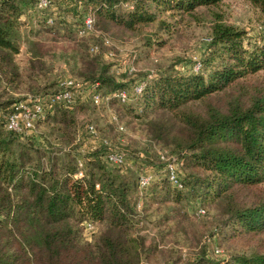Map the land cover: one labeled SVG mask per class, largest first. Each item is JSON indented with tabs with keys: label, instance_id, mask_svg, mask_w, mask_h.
Returning a JSON list of instances; mask_svg holds the SVG:
<instances>
[{
	"label": "trees",
	"instance_id": "obj_1",
	"mask_svg": "<svg viewBox=\"0 0 264 264\" xmlns=\"http://www.w3.org/2000/svg\"><path fill=\"white\" fill-rule=\"evenodd\" d=\"M37 1L0 0V79L12 89H18L25 78L15 59L22 27L32 33L59 34L60 28L63 35L67 32L62 26L67 12L61 10V0H48L43 8ZM220 1L71 0L69 4L81 7L82 18L91 13L97 27L134 30L163 12L193 13ZM249 1L264 11V0ZM49 16L52 22L47 21ZM263 34L251 38L244 28L214 22L210 52L199 59V69L183 72L168 67L156 76H145L136 103L127 104L137 116L163 111L176 118V122L166 118L148 123L153 138L173 145L187 170L181 188L169 181L164 169V175L147 187L149 197L163 210L164 221L176 219V204L189 194L200 198L205 209L214 203L223 212L210 233L215 240L220 234L231 238L264 233V191L252 192L264 183V89L246 102L235 96L224 108L207 103L203 114L186 108L264 69ZM80 60L81 74L97 83L102 94L126 87L97 57L82 54ZM46 89L44 85L35 91L54 90ZM1 97L2 105L18 99L10 94ZM68 108L55 105L36 126L45 123L56 142L73 140L76 120ZM176 124L181 126L175 128ZM31 132L8 130L0 120V264H143L142 256H149L156 246H147L144 237L134 232L141 197L138 175L131 168L123 170L126 166L106 162L96 148L85 159L83 176L75 177L77 157L54 149L47 134L39 139ZM86 221L102 225L94 238L83 235ZM233 260L264 264V250L236 254ZM185 264L212 263L194 256Z\"/></svg>",
	"mask_w": 264,
	"mask_h": 264
},
{
	"label": "rangeland",
	"instance_id": "obj_2",
	"mask_svg": "<svg viewBox=\"0 0 264 264\" xmlns=\"http://www.w3.org/2000/svg\"><path fill=\"white\" fill-rule=\"evenodd\" d=\"M70 2L71 0H61V10L67 12V21L62 25L66 27V34L63 35L62 28L58 34L48 30L32 33L22 27L20 48L15 54V59L19 69L25 74L24 82L18 89H12L13 87L0 79V100L2 95L10 94L21 98L27 94H41L35 90L44 85H47L46 90L54 89L57 81L67 75L89 81L81 74L82 54L97 57L101 64L108 65V73L129 88L147 74L156 76V73L168 67L188 71L194 60L202 59L210 52V44L204 38L211 35L212 25L216 21L244 28L251 38H259L264 32V11L258 6L249 0H222L215 5L200 6L193 13L163 12L157 20L138 26L134 30H105L94 25L92 30L79 35L75 29L81 22V7L71 5ZM53 8L56 9V6ZM34 27L38 28V23H34ZM105 39L108 42H105ZM90 45H95L97 50L90 53ZM27 74L33 78L30 79ZM30 84L35 86L34 90L26 88ZM262 89L264 69L246 75L222 91L210 95L205 101H193L186 108L203 114L208 107L207 103L224 108L227 101L233 97L239 96L240 101L246 102L251 95ZM138 97L139 95L128 102L113 99L95 105L87 93L78 92L76 102L68 108L76 120L73 140L56 142L57 139L49 134L45 123L37 125L31 134L34 133L39 139L47 134L54 149L85 159L96 148H99L103 156L107 146L101 143V139L107 138L115 150L125 154L126 167L123 170L131 168L136 177L139 173L149 170L159 179L164 175L163 165L171 160V155L178 154L173 145L153 138L148 123L151 119L166 118L176 122V118L172 113L163 111L137 116L133 111H129L127 104L133 105ZM9 103L0 104L2 122ZM112 113L117 114L124 129L117 127L111 117ZM88 122L95 127V133L87 131L85 125ZM176 125L175 128L181 126ZM105 164L112 167L111 164ZM180 170L183 178L187 172L184 161ZM255 188L258 191L253 189L252 192L262 193L259 191H264V183ZM148 193L149 188L142 196L145 207L144 203L141 208L136 207L134 232L144 237L147 246L156 247L149 256H142L143 264H185L194 256L204 257L212 264H235L233 255L264 250V233L231 238L220 237V234L215 242L221 245L223 253L214 254L211 251L212 240L208 243L205 237L211 236L213 227L224 217L216 204H207L206 214L196 218L193 210L202 200L186 193L181 202L176 204L179 210L176 219L164 221L163 210L157 207L158 204ZM101 228L102 225L97 224L93 232H88L89 238H94ZM83 235L87 237L85 232Z\"/></svg>",
	"mask_w": 264,
	"mask_h": 264
},
{
	"label": "built area",
	"instance_id": "obj_3",
	"mask_svg": "<svg viewBox=\"0 0 264 264\" xmlns=\"http://www.w3.org/2000/svg\"><path fill=\"white\" fill-rule=\"evenodd\" d=\"M129 5V4H128ZM38 7L48 6V0H38ZM52 16H49L47 21L52 22ZM94 16L91 13L84 14L80 25L76 29V33L79 35L85 34L94 27ZM210 36L204 38L206 42H209ZM262 41L264 42V34L262 36ZM105 42H108L105 39ZM97 47L95 45L89 46V51H95ZM201 67V61L199 59L194 60L191 68L197 70ZM132 68V67H131ZM152 74H147L146 77H152ZM97 83L91 81L79 80L78 78L67 75L57 81L56 88L52 91L41 93V94H27L24 97L15 99L9 104L8 109L4 115V125L8 130L15 132L30 133L36 127V122L45 118L48 111H50L55 105H66L71 106L77 100L78 92H85L89 96L91 102L95 105H100L108 101L111 97H115L120 102H128L135 99L142 91L144 80H138L131 84L129 88L121 87L110 94H102L98 90ZM112 119L116 122L119 129H124L123 124L119 121L117 114H111ZM86 129L89 132L95 133V127L91 122L86 123ZM102 144H106L107 148L104 150L103 158L106 162L115 164L117 166H125L126 157L123 152L115 150L107 138L101 139ZM92 148V147H91ZM77 170L74 172L75 177H81L84 174V163L85 157L77 156ZM183 164V159L177 157L176 155H171V160L165 163L164 171L169 179V181L177 186L182 187V177H181V166ZM156 174L146 170L138 174V188L140 192V199L137 201L136 206L141 208L142 205V194L148 185L155 179ZM206 214V209L198 204L193 210V215L197 218L204 216ZM96 227V222L86 221L85 222V234L88 236V232H93ZM206 242H211V251L214 254L220 255L223 253V249L220 245L215 243V238L213 236H206ZM168 264H171L170 262Z\"/></svg>",
	"mask_w": 264,
	"mask_h": 264
}]
</instances>
